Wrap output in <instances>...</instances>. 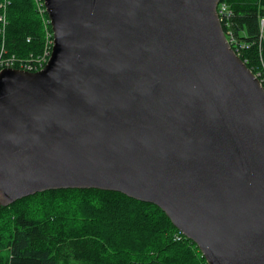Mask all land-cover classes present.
Wrapping results in <instances>:
<instances>
[{
	"label": "water",
	"instance_id": "1",
	"mask_svg": "<svg viewBox=\"0 0 264 264\" xmlns=\"http://www.w3.org/2000/svg\"><path fill=\"white\" fill-rule=\"evenodd\" d=\"M219 1L44 0L47 62L0 71V206L117 191L207 264H264V87Z\"/></svg>",
	"mask_w": 264,
	"mask_h": 264
},
{
	"label": "trees",
	"instance_id": "2",
	"mask_svg": "<svg viewBox=\"0 0 264 264\" xmlns=\"http://www.w3.org/2000/svg\"><path fill=\"white\" fill-rule=\"evenodd\" d=\"M220 2L232 12L221 23L231 47L264 87V0ZM1 16L0 68H42L52 30L35 0H0ZM0 264L207 263L157 205L89 188L37 192L0 206Z\"/></svg>",
	"mask_w": 264,
	"mask_h": 264
},
{
	"label": "built area",
	"instance_id": "3",
	"mask_svg": "<svg viewBox=\"0 0 264 264\" xmlns=\"http://www.w3.org/2000/svg\"><path fill=\"white\" fill-rule=\"evenodd\" d=\"M35 2L37 4V7H38L39 12L43 16V20H44L45 24L46 25L50 24L49 19L47 17H45V15H47V13H46L45 6H44V0H35ZM217 12H218V17H219V20H220L221 23H226L228 21V18L232 14V12L230 11L228 5L225 2H219L218 3ZM0 20H2L4 22V16H1L0 17ZM259 27H260V31L262 33L264 31V14L260 17ZM50 35L52 36V32L50 33ZM51 47H52V39H51ZM46 54L49 55L50 54V51L47 52ZM3 68L4 67H1L0 68V71ZM28 69H30V67H28Z\"/></svg>",
	"mask_w": 264,
	"mask_h": 264
},
{
	"label": "clouds",
	"instance_id": "4",
	"mask_svg": "<svg viewBox=\"0 0 264 264\" xmlns=\"http://www.w3.org/2000/svg\"><path fill=\"white\" fill-rule=\"evenodd\" d=\"M231 41H232V39H231Z\"/></svg>",
	"mask_w": 264,
	"mask_h": 264
},
{
	"label": "rangeland",
	"instance_id": "5",
	"mask_svg": "<svg viewBox=\"0 0 264 264\" xmlns=\"http://www.w3.org/2000/svg\"><path fill=\"white\" fill-rule=\"evenodd\" d=\"M257 76H258V74H257Z\"/></svg>",
	"mask_w": 264,
	"mask_h": 264
}]
</instances>
